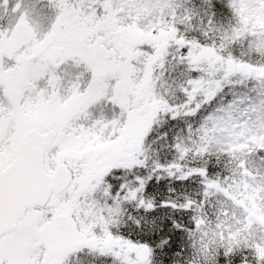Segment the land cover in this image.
<instances>
[{
	"label": "snow or ice",
	"instance_id": "obj_1",
	"mask_svg": "<svg viewBox=\"0 0 264 264\" xmlns=\"http://www.w3.org/2000/svg\"><path fill=\"white\" fill-rule=\"evenodd\" d=\"M0 264H264V0H0Z\"/></svg>",
	"mask_w": 264,
	"mask_h": 264
}]
</instances>
